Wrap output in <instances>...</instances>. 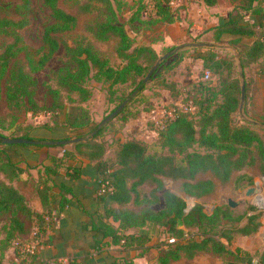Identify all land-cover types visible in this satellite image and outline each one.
<instances>
[{"label": "trees", "instance_id": "16d2710c", "mask_svg": "<svg viewBox=\"0 0 264 264\" xmlns=\"http://www.w3.org/2000/svg\"><path fill=\"white\" fill-rule=\"evenodd\" d=\"M140 1L129 21H141V12L144 7H148L153 16L148 14L149 18L142 20L146 26L170 25L174 22L172 0H146L147 6ZM202 1L206 6H213L217 1L231 3V0ZM260 1L241 0L239 5L234 6L240 9V13L231 12L226 19L222 18L211 27L214 40L218 41L224 34L232 37L229 43L238 50L241 68L264 56V20L261 18L264 10ZM29 3L30 0H14V15L8 10L3 14L0 12V100L4 101L8 109L6 114L0 115V217L4 215L1 251L9 250L12 243L22 237L29 236L33 241L39 239L51 222L55 208L62 210L68 206V199L62 194H51L50 176L62 170L69 179L79 178L81 169L72 162L80 157L97 164L94 180L97 210L91 224L94 247L99 248L104 244H122L126 248L142 247L146 237L144 239L128 231L150 224L165 227L168 235L165 249L159 250L161 255L158 264H167L182 256L191 257L200 251L231 256L224 264H264V247L252 256L239 248L232 251L219 240L220 237H224L227 242L231 240L229 230L222 228L223 221L234 220L228 204L216 205L207 213L203 204L197 201L214 188L212 178L203 179L202 175L210 174L221 183H227L235 172L255 165L257 161L261 163L264 173L263 141L248 125H235L232 121V114L239 102L237 85L230 82L220 88L223 100L215 104L207 98H201L206 93L210 94L211 99L216 98L212 86L208 81H198L193 84L191 95L190 90L186 92L195 104L194 112L175 109L172 118L157 129L156 137L150 144L136 138H125L109 146L100 140L104 134L110 130L119 133L127 122L151 110L150 105L142 109L134 107L142 91L147 85L150 86L149 83L156 82L159 85L164 82L165 85L160 87L171 93L174 86L178 87V83L173 79L170 80L173 82L164 80L160 76L165 60L146 83L139 79L152 68L158 53L147 42H135L127 33L112 0H76L74 12L66 10L60 0H39L52 22L41 27L42 45L35 51L23 43L19 33L29 22ZM10 7L6 5L4 8ZM245 14L248 19L244 18ZM78 16H91L83 24L85 35L76 36L68 42L65 39L66 33L76 26ZM92 40L114 41V60L99 51ZM59 50L62 53L61 65L56 71H50L55 86L46 85L42 99L38 102L34 75L45 69ZM206 50L193 58L200 61L203 70L218 74L220 68L228 62L218 58L211 48ZM187 53L182 52L179 61L164 67L169 71L175 70ZM90 81L106 84L110 101L114 94L113 88L117 85L132 83L134 87L130 94L134 90H138V93L92 137L73 144L59 145L62 148L59 154L47 153L48 162L38 170L35 185L41 209H34L13 185L21 180L22 169L11 159L9 152L43 145L32 142L8 144L1 140L9 137L48 141L34 135L38 130L55 131L58 136L50 141L79 138L92 132L98 122L91 118L85 107L92 96L88 86ZM124 99L125 96L119 97L114 102L115 107ZM20 112L28 113L30 117L44 115L48 119L36 124H22L16 114ZM194 145L199 148L193 149ZM164 177L180 181L182 191L193 198L194 203L187 211L184 198L169 190L161 191L162 207L158 210L151 208V205L159 201L156 190L161 189ZM100 184L106 185L101 193H97ZM145 184H156L158 187L151 192V196L149 194L148 199L140 197L141 188ZM55 199L57 206L53 204ZM255 218V215L248 216L244 225L234 226L232 231L249 235L256 230L257 225L252 222ZM194 227L195 231L192 230ZM20 262L30 264L32 260L26 262L25 258H21ZM67 264L79 263L71 258ZM110 264L123 262L114 259Z\"/></svg>", "mask_w": 264, "mask_h": 264}, {"label": "rangeland", "instance_id": "374dc122", "mask_svg": "<svg viewBox=\"0 0 264 264\" xmlns=\"http://www.w3.org/2000/svg\"><path fill=\"white\" fill-rule=\"evenodd\" d=\"M75 1L76 0H60V3L66 10L74 12L73 7ZM240 1L241 0H231L230 4H227L223 1H217L213 6H206L202 0H172L171 7L174 22L170 25L156 24L148 27L142 21L149 18L148 14L153 16V14L150 13V9L148 7L146 9L145 7L143 8L144 11H142L140 15L141 21H129L133 12L139 6V0H112L114 5L117 7V13L120 22L124 23L127 33L134 39L135 42L153 43L156 49L155 51L158 53L157 58L168 51H174L173 54L169 55L165 59V65H163L160 70V76L164 80L166 79L168 81L172 80V78L179 79V83L177 84L178 87H176L178 89H176L174 86L172 92L173 94L168 89L160 87L165 85L164 82L159 85L156 82L149 83L150 86L147 85L146 89L142 91L141 97L139 101L134 104V107L135 109H142L145 108V106L150 105L152 107L150 111L153 112L151 115L152 117L150 118L145 116L144 112L136 119L127 122L119 133L110 130L108 133L104 134L100 140L109 146H114L116 141L125 138H136L142 142H145V144H150L153 141L154 134L158 129L155 123L161 118V114L172 111L174 112L175 109H181L183 111L189 112L195 111V104L193 100L189 98V94L186 92L190 90L191 95V89L192 86H194L193 84H196L201 80L208 81V83L212 86L213 91L217 94L215 99H211L210 94L206 93V95L201 96L202 100L207 98L209 101H211V103H221L223 100V94H220V88L231 84L230 82H234L235 85H237L239 90V100L240 68L237 66L235 56L238 55L237 57H239L238 50L229 43L230 38H232L231 36L224 34L219 38L218 41L214 40L211 27L218 24L222 18L226 19L231 12L240 13L239 8H234V6L240 4ZM13 2L14 0H0L1 14L8 10L14 15L15 12L13 10ZM140 3L145 6L148 5L146 0H141ZM260 3L264 10V0H261ZM6 5H11L12 7L5 9L4 7ZM27 16L29 18V22L19 30V33L22 36L23 43L29 45L32 50L35 51L42 45L40 40L41 27L45 24L51 23L52 20L49 18L47 10L40 5L39 0H30ZM90 17L91 16H78V22L76 26L66 33L65 39L70 42V40L76 36L85 35V32L83 31V24L87 22ZM244 18L248 19V15L245 14ZM261 18L264 20V12L261 15ZM92 41L93 45L99 51L108 56L110 60H114V41ZM191 42H210L215 44L217 47L211 49L217 54L218 58L227 61L228 64L221 67L218 74L209 73L208 71L203 70L201 68L200 61L194 60L193 56L197 55L198 53L207 52V50L206 48H197L200 49L197 51L195 49L193 50V48L184 47L185 44ZM244 42L248 43V40H245ZM223 46H228L230 48L228 49ZM168 48L172 49L168 50ZM233 50L236 54H234ZM184 51H188V53L186 56L181 58V63L178 68L176 67L175 70L169 71V69L164 67L169 64L171 65L173 62H177V60L179 61L180 54ZM61 56L62 53L61 50H59L56 56L48 62L46 68L34 75L37 81L36 99L38 102H40L42 99V94L46 85L49 84L51 86H55V82L50 78V71H56L59 68L61 65ZM150 69L151 68H149V70ZM241 73L244 81L243 116H241L238 112V102L237 109L232 114V121L235 125H248L264 143V56L257 62L251 63L246 65L244 68H241ZM206 74L208 75L207 77H205ZM144 77H139V79H143ZM88 86L92 90V96L87 101V103H85V107L88 109L91 118L95 122H99L107 114H109L110 111L115 107V103L117 102L118 98L123 96L126 98L129 96L130 91L134 87L132 83L115 86L113 88L114 94L111 96L112 100L110 101L109 95L106 93V90L108 89L106 84L102 85L95 81H90ZM233 91L234 94H236V90L234 88ZM149 99H151V101ZM7 112L8 109L6 108L4 101L0 100V115H4ZM16 114L18 116V121L22 124H36L48 119V116L44 115L30 117L29 114L25 112ZM252 121L256 122V124L252 123ZM3 132L7 134L6 130H3ZM34 135L43 137L48 141L58 136L55 131L45 130H38L34 133ZM198 148L199 147L197 145L193 146V149ZM46 150H49L51 153L55 154L62 152V148L58 146H52ZM44 151L45 148L35 150V152H38L36 154H42ZM25 153V151H20L17 149L10 150L9 152L12 158L19 160L21 167H27V165H25V163L19 158V154ZM28 174L34 175L33 173H29L27 171L26 173L22 174L21 179L25 180V184L28 183V185L26 184V189L32 190L33 192L35 177ZM208 177L212 178L214 182V188L211 193L197 200L203 204L207 213L210 212L216 205H227L228 199L232 200L236 204L235 207L231 208V217L234 218V220H226L222 222V228L229 230L231 240L230 242H227L224 237H220L219 240L227 245V247L232 251H234L236 248H239L240 250L246 251L252 256H255V254L260 252L264 247V173L261 169V163L257 161L255 165L245 167L241 171L235 172L227 183H221L210 176V174L201 176L203 179ZM239 177L242 178L240 179ZM21 184V182H17V185ZM250 187H253L256 192L246 196L244 193ZM156 188H158L156 184H145V186L141 188L140 197L148 199L149 194L151 196V192ZM162 190H169L180 197H183L186 203V211L194 203L193 198L189 197L182 191L180 181L164 177L162 178L161 189L156 190L159 194V201L158 203L151 205V208L155 210L160 209L163 205L162 198L160 197ZM135 207L137 208V206ZM253 215H255L256 218L253 219L252 222L257 225L254 232L250 233L249 235H242L236 231H232L234 226L244 225L247 222V217ZM3 224L4 215L0 217V239L2 238ZM114 225L116 226V223ZM165 229L166 228L163 226L150 224L130 229L128 232L141 235L144 237V239L146 237L144 246H136L133 248H126L122 244L111 246L104 244L99 248L93 246V249L88 248L87 256H83L81 264H110L114 259L120 260V262H123V264H158L157 260L161 255L159 250L163 248L165 249V245L169 241ZM192 230L195 231L196 228L194 227ZM35 232H37L36 229ZM22 238H25L26 241L34 242L29 236ZM76 239L77 240H74L73 244L77 245V248H75V246L71 243L66 251H80V246L85 242V240L83 237ZM85 252L86 251L84 249L82 251V255H85ZM79 254L81 255V253ZM231 258L232 257L229 255L220 256L210 251H200L196 252L191 257L182 256L179 259L170 260L167 264H224L226 260ZM28 259L32 260L30 264H44V260L49 258L40 260V258L37 257V254H35L28 257ZM0 260L2 264H16L13 261L11 248L5 252H2L1 244ZM251 264L255 263L252 262Z\"/></svg>", "mask_w": 264, "mask_h": 264}, {"label": "crops", "instance_id": "0c3cea01", "mask_svg": "<svg viewBox=\"0 0 264 264\" xmlns=\"http://www.w3.org/2000/svg\"><path fill=\"white\" fill-rule=\"evenodd\" d=\"M148 44L156 50L153 43ZM172 79L174 82L179 83V79ZM142 113L140 115H142ZM152 114L153 112L151 111L145 112V116L150 118L152 117ZM155 137L156 133L154 134L153 140ZM42 148H45V151L42 154H36L38 152H35V150ZM48 148L47 145L38 148H18L17 150L26 152L25 154H19V158L25 163V165H27V167H21L19 160L12 158L9 154L11 159L17 163V165L19 163L18 166L22 169L21 176L27 171L34 174H28L35 177L33 192L32 190L26 189V184L28 185V183L24 185L25 180L21 179L19 181L23 185H17V182H14L13 185L23 194L28 204L37 210L41 209V205L35 193V185L38 177V170L41 169L42 164L48 162L46 156L47 153H51L49 150H46ZM72 164L80 167L81 173L79 178L69 179L65 176L62 170L50 176V184H52L51 194H62V196L68 199V206L62 210H58L57 207L55 208V211H53V218L50 222L51 224L49 223L46 230L41 234V248L37 253V257L40 258V260L53 257H66L68 259L72 258L81 264L83 256H87L88 248L93 249V232L91 231V224L93 215L97 210L96 183L94 181L97 164L94 161H88L80 157L77 161L72 162ZM53 204L57 206V199L53 201ZM81 237H83L85 242L81 244L80 251H66L71 243L77 248V245L73 244L74 240ZM84 249L86 254L82 255ZM78 252L81 253V255Z\"/></svg>", "mask_w": 264, "mask_h": 264}, {"label": "water", "instance_id": "95a60500", "mask_svg": "<svg viewBox=\"0 0 264 264\" xmlns=\"http://www.w3.org/2000/svg\"><path fill=\"white\" fill-rule=\"evenodd\" d=\"M185 48H214L217 47L215 44L210 43V42H191L188 44L184 45ZM225 48H230L228 46H223ZM234 52V50H233ZM174 51H168L166 53H164L163 55L159 56L156 60V62L153 64L152 68L147 72V74L145 75V77L143 78V83H145L148 78L151 76V74L157 69L158 65L165 60L169 55L173 54ZM234 54H236L234 52ZM236 56V62H237V66L239 69V79H240V99H239V106H238V112L241 116H243V101H244V81H243V76L241 73V67H240V60L239 57ZM138 92V90H134L129 96H127L121 103L118 104V106H116L109 114H107L103 119H101L96 128L88 133L85 134V136L83 137H79V138H71V139H67V140H60V141H30L24 138H9V137H4L1 141L3 143H8V144H23V143H39V144H43V145H47V146H52V145H68V144H73L75 142H79V141H85L88 138L92 137L100 128H102L107 122H109L112 118H114L121 110L122 108L128 103V101ZM252 123L256 124V122L252 121ZM254 192H256V190L253 187L248 188L245 191V195L249 196L251 194H253ZM227 204L230 208H233L236 206V204L228 199L227 200Z\"/></svg>", "mask_w": 264, "mask_h": 264}, {"label": "built area", "instance_id": "2783aa9c", "mask_svg": "<svg viewBox=\"0 0 264 264\" xmlns=\"http://www.w3.org/2000/svg\"><path fill=\"white\" fill-rule=\"evenodd\" d=\"M208 75L206 74L205 77H207ZM173 116V111L172 112H168L165 114H161V118L155 123V125L160 129L163 127L165 121L167 119L172 118ZM157 119V118H156ZM106 184H100L98 187V192L97 193H101V191H103V187ZM109 189V188H108ZM46 219L48 220V218L46 217ZM41 238L35 240L34 242H29L26 241V239H16L11 246V251H12V255H13V261L16 264H21L20 259L21 258H25L26 262L28 260L29 256L35 255L37 254L36 252L39 251V249L41 248ZM68 258H49L44 260V264H67L68 263Z\"/></svg>", "mask_w": 264, "mask_h": 264}]
</instances>
